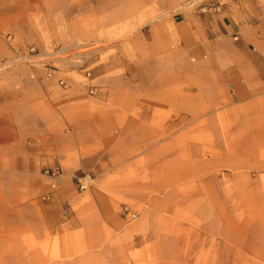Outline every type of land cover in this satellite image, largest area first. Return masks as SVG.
<instances>
[{"label": "crops", "instance_id": "0c3cea01", "mask_svg": "<svg viewBox=\"0 0 264 264\" xmlns=\"http://www.w3.org/2000/svg\"><path fill=\"white\" fill-rule=\"evenodd\" d=\"M100 1L0 0V33L33 31L36 2H68L85 32ZM164 21L136 60L0 79V264H264V185L240 181L251 166L264 174V0ZM169 90L182 121H159ZM200 145L228 148L204 160ZM213 164L234 169L233 185L196 181ZM54 167L55 180L43 173Z\"/></svg>", "mask_w": 264, "mask_h": 264}, {"label": "rangeland", "instance_id": "374dc122", "mask_svg": "<svg viewBox=\"0 0 264 264\" xmlns=\"http://www.w3.org/2000/svg\"><path fill=\"white\" fill-rule=\"evenodd\" d=\"M230 1L237 5L241 3V0H110L109 2L101 0L98 23H91L92 27L86 28L85 32H81V24H77V27L72 25V20L75 18L72 17L71 12L65 11V5L68 2L60 4L36 2L33 18L36 27L33 31L0 33V79H3V84L10 88L12 82H7V79H10L9 76L21 75L27 76L28 79H35L37 74L32 70L40 68L41 62L48 65L54 76L68 69L74 70L73 75H75L85 64L88 66L87 72L92 73L113 57H116L114 59L120 63V60H123L122 55L125 54H128V60H136L141 48L138 41L142 38L141 35L146 34L147 26L153 21L159 18V23H164L167 15L177 9L207 13L210 8H223V5ZM109 9L111 16H108ZM112 9H114L115 17H113ZM67 14L70 15L67 16ZM97 24L98 27L93 26ZM34 63L37 64L35 67L32 65ZM120 71L123 70L112 69V67L109 69L110 74ZM131 72L134 73L133 70ZM161 72L172 73V66H159V73ZM57 84L58 88H65L64 85ZM171 101L170 90L159 92V121L165 118L174 122L183 120V117L174 114L177 110L172 106ZM216 118L219 123L223 120L219 113L216 114ZM198 137L199 134L195 136V138ZM213 137H217L213 131L206 134L207 139ZM195 141L204 140L202 138ZM200 147L204 160L208 157L210 160L213 159L216 150L228 148L225 145H200ZM204 160L201 162L196 160L197 168L203 165ZM226 170L231 172L234 169L213 164L206 173L197 177L196 181L201 183L208 181V185L216 192L221 181L224 185L225 181L228 186L233 185L231 177H223V172ZM244 171L249 175L240 178L241 183L264 185V174H261L256 167L251 166ZM137 217L138 215L134 219ZM147 264L151 263L147 262Z\"/></svg>", "mask_w": 264, "mask_h": 264}, {"label": "built area", "instance_id": "2783aa9c", "mask_svg": "<svg viewBox=\"0 0 264 264\" xmlns=\"http://www.w3.org/2000/svg\"><path fill=\"white\" fill-rule=\"evenodd\" d=\"M46 76L47 77H52L53 76V72L51 71L50 68L46 70ZM59 83L63 84V81L60 80ZM93 90L94 89L91 88L90 91L93 92ZM43 173L45 175H47L48 177L52 178L53 180L57 179L58 177H60L62 175V171L59 168H57V167L45 168L43 170ZM92 180H93L92 177L88 173H85L82 176L76 177V184H77L78 189L81 190V191L88 189L90 187V184H91ZM52 186L55 187V184L52 183ZM123 210L127 211L128 210L127 206H124ZM136 215L137 214L135 212H131L130 213V216H131L132 219H134L136 217Z\"/></svg>", "mask_w": 264, "mask_h": 264}]
</instances>
